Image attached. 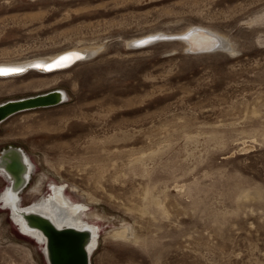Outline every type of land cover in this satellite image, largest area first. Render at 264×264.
I'll use <instances>...</instances> for the list:
<instances>
[{
    "label": "rangeland",
    "instance_id": "obj_1",
    "mask_svg": "<svg viewBox=\"0 0 264 264\" xmlns=\"http://www.w3.org/2000/svg\"><path fill=\"white\" fill-rule=\"evenodd\" d=\"M199 26L228 46H131ZM82 46L98 49L0 82V102L68 95L0 124L35 165L26 190L75 187L100 225L91 264H264V0H0V61ZM0 264H47L1 208Z\"/></svg>",
    "mask_w": 264,
    "mask_h": 264
},
{
    "label": "water",
    "instance_id": "obj_2",
    "mask_svg": "<svg viewBox=\"0 0 264 264\" xmlns=\"http://www.w3.org/2000/svg\"><path fill=\"white\" fill-rule=\"evenodd\" d=\"M191 37L199 38V40L202 42H204V38L207 39V37L210 38L211 42H215L217 40L214 35L210 34L207 31V29L200 27H192L180 34L156 33L140 36L136 38L133 42H131V46L143 47L159 40H184ZM218 45L219 43H217L215 46ZM206 48L209 47H193L188 50H190L191 52H198ZM71 52L80 53L81 58H70L65 60L59 59L60 57L65 56L67 53ZM87 57L86 53L82 52V50L67 49L58 53V55H56L50 61L36 59L26 64H0V67L4 68L15 67L23 69L19 72H0V76L23 74L29 70L51 72L72 66L76 62ZM57 62H59V64L62 66H55ZM64 100H66V97H64L63 93L57 89L37 93L34 95L32 94L19 98L7 99L5 101L0 102V123L16 113L37 108L54 106ZM26 155L27 154L24 149L19 146L8 145L0 149V171H4L7 177L10 178V188L12 191H15L17 193H19L24 187L28 185L30 179L28 176V164L25 160ZM0 207H2V204H0ZM15 210L17 212L18 208L15 207ZM18 212L23 220L24 227L28 229L38 230L43 235L45 261L46 263L48 262L47 264H90L88 246L93 235L92 231L89 228H58L47 216L33 211L24 212L20 210ZM9 218L15 225L17 230L21 234L26 236V234H24L20 230V227L17 226V223L14 222L10 213Z\"/></svg>",
    "mask_w": 264,
    "mask_h": 264
},
{
    "label": "bare ground",
    "instance_id": "obj_3",
    "mask_svg": "<svg viewBox=\"0 0 264 264\" xmlns=\"http://www.w3.org/2000/svg\"><path fill=\"white\" fill-rule=\"evenodd\" d=\"M200 28H202V27H200ZM207 31L210 34H212V35H214L216 37L217 40L215 42H211L209 37H207V39L204 38V40H205V41L203 40L204 42L200 41L199 38L191 37V38L183 40V42H185L186 45H187V49H190V48H193V47L200 48L202 46H208L209 48H206V49L202 50L204 52H208V51H213L214 49H217L218 47H224V46L226 47V46H228V45H226L225 40H223V38L221 36H219L218 34H216L214 32H211L209 30H207ZM178 34H180V33H178ZM136 38H138V37H136ZM136 38H134L133 41ZM165 40H171V39H165ZM217 43H219V45L215 46ZM70 49L82 50V52L86 53V57H87L88 55L95 54L98 48H96V46L88 47V48H85V47L82 46V47H73V48H70ZM220 50H221V48H220ZM60 52H62V51H58V52H55V53H52V54H49V55L42 56L40 59L43 60V61H50L56 55H58V53H60ZM36 59H38V58H36ZM36 59L33 58V59H31L29 61H26V62L25 61H16V60L0 61V64H3V65L26 64V63H30V62H32V61H34ZM69 68H71V66H69L67 68H64V69L51 71V72H42V71H39V70H37V71L36 70L35 71L34 70H29V71L38 72L39 74H42V76H48V75H53V74H57L59 72L65 71V70H67ZM23 74L10 75V76H0V82H5V81H8V80H11V79H13L15 77H19V76H21ZM54 89H57V90L61 91L63 93L64 97H66V100H67L68 95H67V93H66V91L64 89H62V88H54ZM51 90H53V89H51ZM47 91H49V90H47ZM44 92H46V91H44ZM39 93H41V92H39ZM35 94H37V93H35ZM17 98H19V97H17ZM9 99H14V98H9ZM3 101H5V100H3ZM64 101H62L61 103H63ZM25 160L27 161V164H28V176H29V178H31L32 173L35 170V165H34L33 161L31 160V158L29 157L28 154L25 156ZM38 165H39V163H38ZM40 170H41V168H40ZM46 176H48V175H46ZM0 180L4 181L3 186L0 187V204H2V207H3V208L2 207H0V208L3 209V210H6V212L8 214V217H9V213H10L12 219L14 220V222H16L17 226L20 227V230L24 234H26V236L33 238L35 240V242L38 245H40V249L42 251V254H43L44 258H45V249H44V243H43L44 242L43 235L38 230L28 229V228L24 227L23 226V220H22V218H21V216H20L18 211H20V210H22L24 212L33 211V212H37L39 214H42L44 216H47V217L50 218V220L58 228H61V227H74V228H77V229L89 228L92 231V235H93V237H92V239H91V241L89 243V246H88L89 260H90V264H91V255H92L93 251L96 249V246H97V243H98L100 225H99V222L92 221V220L89 219V217H88L89 214H88V211H87V209H89V207L81 199L82 197L80 195L79 196L81 198L77 196V194L75 193V187L71 186V188H70L73 191V194H72L71 192L68 193V191L66 189V184L60 183V182H54V181L51 182L50 181L49 187L46 189L45 193H42V192L39 193V188L37 189V188H33V187H30L29 190H26V187H24L19 193H17L15 191L11 190V188H10V178L7 177V175H6V173L4 171H0ZM26 192H28L27 195L31 196V198L29 197L31 200L27 204H24L23 203L24 202V195L26 194ZM247 194H248V192H247ZM26 197H28V196H26ZM15 207L18 208L17 212L15 210ZM93 214H91V215L93 216ZM93 217L95 218V216H93ZM129 230L126 227L125 229H123L121 231L118 230L119 232H117V231H115V232H117L118 235H121V236L125 237L126 235H128ZM108 232H109V230H108ZM113 234L115 236L117 235L115 233H113ZM109 235H110V233H109ZM114 235H112V236H114Z\"/></svg>",
    "mask_w": 264,
    "mask_h": 264
},
{
    "label": "snow or ice",
    "instance_id": "obj_4",
    "mask_svg": "<svg viewBox=\"0 0 264 264\" xmlns=\"http://www.w3.org/2000/svg\"><path fill=\"white\" fill-rule=\"evenodd\" d=\"M70 58H81V54L80 53H76V52H71V53H67L65 56L60 57V60H65V59H70ZM55 66H62L59 64V62H57L55 64ZM23 69L21 68H15V67H10V68H4V67H0V72H19L22 71Z\"/></svg>",
    "mask_w": 264,
    "mask_h": 264
}]
</instances>
